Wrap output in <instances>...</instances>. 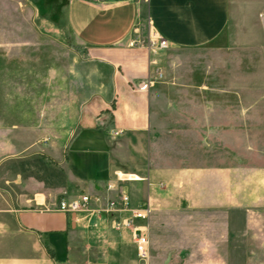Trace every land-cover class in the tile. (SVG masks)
Wrapping results in <instances>:
<instances>
[{
  "label": "crops",
  "instance_id": "obj_1",
  "mask_svg": "<svg viewBox=\"0 0 264 264\" xmlns=\"http://www.w3.org/2000/svg\"><path fill=\"white\" fill-rule=\"evenodd\" d=\"M30 1L88 71L73 62L58 80L66 127L50 147L66 180L0 193V264H141L132 229L114 223L130 213L106 212L123 195L152 207L136 222L148 264H264V55L249 75L261 57L250 54H264V0ZM151 32L169 47L140 46ZM207 46L235 54V73L218 77L211 60L208 76L177 74L169 52ZM81 195L89 211L59 210Z\"/></svg>",
  "mask_w": 264,
  "mask_h": 264
},
{
  "label": "rangeland",
  "instance_id": "obj_2",
  "mask_svg": "<svg viewBox=\"0 0 264 264\" xmlns=\"http://www.w3.org/2000/svg\"><path fill=\"white\" fill-rule=\"evenodd\" d=\"M41 23L30 0H0V193L18 194L27 186H55L68 177L65 167L55 162L50 147L62 135L58 129L66 127L65 114L59 116L65 105L61 96L65 86L58 80L73 62L75 71L86 72L88 68L76 62L78 54L84 56L80 49L73 51L71 44L55 37ZM220 44L231 41L223 38ZM169 54L171 61L180 64L176 72L184 78L208 76L211 60L217 63L218 77L236 71L231 68L235 54L225 49L207 46ZM250 55L261 56L249 74L258 77V64L264 54ZM157 68L162 74L157 77L164 79L161 63ZM62 141L58 151L65 156L66 137ZM171 145L178 147L176 141ZM189 145L192 151L198 146L193 142ZM171 158L175 161L177 156Z\"/></svg>",
  "mask_w": 264,
  "mask_h": 264
},
{
  "label": "built area",
  "instance_id": "obj_3",
  "mask_svg": "<svg viewBox=\"0 0 264 264\" xmlns=\"http://www.w3.org/2000/svg\"><path fill=\"white\" fill-rule=\"evenodd\" d=\"M261 19L264 21V14H262ZM138 42H132L130 45L134 46ZM140 46L145 47L149 52L155 54L160 50H166L169 47L167 40L161 37L157 32H151L148 40L140 42ZM152 65L155 67L154 74L156 76H162L159 69L157 68V63L153 62ZM119 133H116L118 135ZM113 189L112 185H109L108 190ZM93 201L88 195H81L75 199L62 198L59 201V210L63 213H78L89 211L90 205ZM108 213H118L122 214L125 212L130 213L127 218L117 217L115 219V227L117 229H132L133 231V241L135 243L137 258L141 263H146L150 257V243L146 232L145 226H137V221H147L152 212L151 206L145 204V206L139 209H133L131 207L130 199L127 195H123L120 199L114 198L110 199L107 203Z\"/></svg>",
  "mask_w": 264,
  "mask_h": 264
},
{
  "label": "bare ground",
  "instance_id": "obj_4",
  "mask_svg": "<svg viewBox=\"0 0 264 264\" xmlns=\"http://www.w3.org/2000/svg\"><path fill=\"white\" fill-rule=\"evenodd\" d=\"M129 178L134 179L133 177H129Z\"/></svg>",
  "mask_w": 264,
  "mask_h": 264
}]
</instances>
